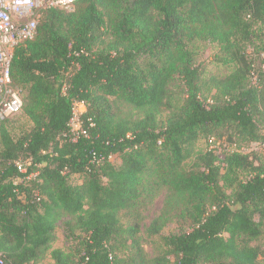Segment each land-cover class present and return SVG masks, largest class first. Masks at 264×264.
<instances>
[{"label": "trees", "instance_id": "obj_1", "mask_svg": "<svg viewBox=\"0 0 264 264\" xmlns=\"http://www.w3.org/2000/svg\"><path fill=\"white\" fill-rule=\"evenodd\" d=\"M75 8L45 12L15 49L31 127L15 137L0 123V252L10 264H264V155L196 151L264 143V0ZM214 44L212 68L199 56ZM76 102L89 138L74 142ZM164 189L149 259L143 212ZM59 228L66 247L53 249Z\"/></svg>", "mask_w": 264, "mask_h": 264}, {"label": "built area", "instance_id": "obj_2", "mask_svg": "<svg viewBox=\"0 0 264 264\" xmlns=\"http://www.w3.org/2000/svg\"><path fill=\"white\" fill-rule=\"evenodd\" d=\"M79 0H0V123L19 116L25 105V92L13 83L11 75L15 49L20 43L32 40L41 23L44 13L52 9L74 10ZM86 111L85 103L76 102L69 122V132L73 141L89 138V129L82 118ZM93 126V125H91ZM214 141V139H212ZM211 140V141H212ZM264 149V143L253 142L249 146L232 149L241 154H251ZM113 161L112 154L98 156L94 153L92 164ZM30 162H17L16 165L27 179L37 173L28 175ZM0 264H10L7 257L0 252Z\"/></svg>", "mask_w": 264, "mask_h": 264}, {"label": "rangeland", "instance_id": "obj_3", "mask_svg": "<svg viewBox=\"0 0 264 264\" xmlns=\"http://www.w3.org/2000/svg\"><path fill=\"white\" fill-rule=\"evenodd\" d=\"M75 9L76 8H74V10ZM74 10L68 12H73ZM217 53H218V47L215 44L212 46H208L201 51V54L199 56V61L203 65H207L209 67L214 68L213 62H214V57ZM115 107L119 108L125 113L131 110L127 105H124L123 103H119V102H115ZM7 126L11 130L12 135L18 137L23 131L28 130L31 127V123L28 121L25 115L22 114L7 122ZM227 144L228 142L226 141L215 143V141L212 140L210 143H208L205 140H200L196 145V151L199 152L212 148L215 149L217 148L220 157L224 158V154L226 152H229V150L231 151L233 149V147L232 148L226 147ZM260 154L264 155V149H261ZM193 160L194 157L188 162L191 163ZM168 195L169 192L167 189L162 190L159 193V195L155 198V200L152 202V204H150L143 212L141 236L143 237L142 243L149 259L155 258L157 252L154 246L152 245V243L149 241L147 230L150 224L152 223V221L163 213ZM167 231H169V229ZM65 247L66 244L63 237V231L62 228H59L56 232V241L53 244V249H61V248L64 249ZM49 262L51 261L48 259L40 264H49Z\"/></svg>", "mask_w": 264, "mask_h": 264}]
</instances>
